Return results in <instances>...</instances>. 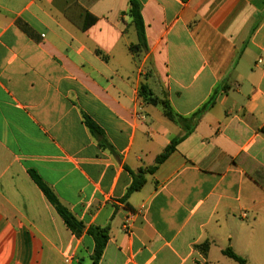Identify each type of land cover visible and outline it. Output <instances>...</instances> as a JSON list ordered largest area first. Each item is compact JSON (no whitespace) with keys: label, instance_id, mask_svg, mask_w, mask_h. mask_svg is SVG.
Here are the masks:
<instances>
[{"label":"crops","instance_id":"obj_1","mask_svg":"<svg viewBox=\"0 0 264 264\" xmlns=\"http://www.w3.org/2000/svg\"><path fill=\"white\" fill-rule=\"evenodd\" d=\"M138 1L141 60L128 0H0V264H93L91 227L110 228L99 264H264V0ZM142 84L183 117L218 93L125 200L184 134Z\"/></svg>","mask_w":264,"mask_h":264},{"label":"trees","instance_id":"obj_2","mask_svg":"<svg viewBox=\"0 0 264 264\" xmlns=\"http://www.w3.org/2000/svg\"><path fill=\"white\" fill-rule=\"evenodd\" d=\"M129 1V11L128 16L131 18V25L134 27L137 36V42L130 45V52L132 55L139 59L148 52V42L146 37V25L142 16V5L138 0H128ZM187 2L188 0H182ZM218 89H216L210 98V100L204 104L196 113L191 117H183L176 113L172 108L169 100L167 98L158 99L154 96L153 92L149 89L148 85L142 84L139 92L140 98L146 101L148 104L157 106L161 105L164 109L165 116L180 125L184 130V134L176 139H174L170 145H168L162 154H160L152 167L147 169H142L138 173H131L133 182L128 189L125 200H128L132 194L140 191L146 184V175L154 174L156 170L162 165L175 151L176 147L185 139L189 134H191L198 122L208 112L216 103V95ZM84 122L90 131V133L99 140L100 146L105 149H111L112 146L108 143L104 131L99 125H97L90 117L84 116ZM30 175L35 183L38 185L40 190L44 193L48 201L56 209L57 213L60 215L64 221L67 228L77 237H80L85 232V225L79 221L72 212L65 207L61 201L58 199L54 191L39 177L35 171H31ZM110 228L101 227H91L87 234L93 237L95 242L94 254L92 256L93 264H99L103 256L104 250L107 246L109 240ZM202 247L209 249V243L203 244ZM223 254L228 258L234 260L238 264H248L247 261L236 255L231 248H227L223 251Z\"/></svg>","mask_w":264,"mask_h":264},{"label":"rangeland","instance_id":"obj_3","mask_svg":"<svg viewBox=\"0 0 264 264\" xmlns=\"http://www.w3.org/2000/svg\"><path fill=\"white\" fill-rule=\"evenodd\" d=\"M142 57H143V56H142ZM142 57H140V59H138V60H141ZM150 74H151V70H149V71L147 70V72L145 71V75H146V77H148ZM200 249H201L202 252L205 251L204 247H200Z\"/></svg>","mask_w":264,"mask_h":264},{"label":"built area","instance_id":"obj_4","mask_svg":"<svg viewBox=\"0 0 264 264\" xmlns=\"http://www.w3.org/2000/svg\"><path fill=\"white\" fill-rule=\"evenodd\" d=\"M244 217H246V215H244ZM128 228H129V227L125 226L126 231L128 230Z\"/></svg>","mask_w":264,"mask_h":264}]
</instances>
